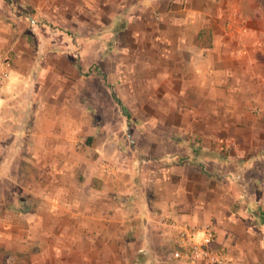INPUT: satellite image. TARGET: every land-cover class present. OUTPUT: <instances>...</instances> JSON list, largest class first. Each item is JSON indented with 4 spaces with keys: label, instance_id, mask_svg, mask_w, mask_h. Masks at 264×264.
Here are the masks:
<instances>
[{
    "label": "crops",
    "instance_id": "crops-1",
    "mask_svg": "<svg viewBox=\"0 0 264 264\" xmlns=\"http://www.w3.org/2000/svg\"><path fill=\"white\" fill-rule=\"evenodd\" d=\"M110 2L21 0L24 9L19 17L33 13L48 20L47 27L32 17L31 25L22 23L8 0H0V50L11 47L14 53L9 81L0 88V151L10 146L26 149L18 159L21 191L0 202V264H151L145 243L137 247L127 238L117 151L92 143L89 106L83 89L78 91L83 83L79 68L83 72L91 62L76 61L81 53L74 57L73 35L89 36L90 31L75 23L99 21L106 10L115 18L126 1L116 0V8H110ZM128 4L133 7L123 29L134 21H153L160 30L161 49L183 55L176 66L172 63L179 67L177 74L163 73H172L183 83L182 94L191 88L199 99L223 93L231 101H248L251 108H259L264 122V10L258 0ZM154 4L156 11L151 9ZM203 27L212 29L209 48L193 43ZM140 28L137 23L135 31L142 33ZM114 31L118 35L122 28ZM92 145L102 151L95 162L85 150ZM107 147L113 154L106 153ZM170 169L163 168L161 181L162 193L166 184L169 192L161 197V188L156 187L148 195L152 208L164 210L169 203H180L183 183L198 176L190 167L175 164ZM192 209L197 222L201 208ZM161 243L165 248L162 236ZM166 260L159 259L161 264Z\"/></svg>",
    "mask_w": 264,
    "mask_h": 264
},
{
    "label": "rangeland",
    "instance_id": "rangeland-1",
    "mask_svg": "<svg viewBox=\"0 0 264 264\" xmlns=\"http://www.w3.org/2000/svg\"><path fill=\"white\" fill-rule=\"evenodd\" d=\"M123 1L126 3L115 18L106 10L99 14V21L73 22L90 31L89 36L75 33L73 39L74 57L81 53L76 61L91 62L83 72L79 68L83 83L79 82L78 91L83 89L89 106L92 143L117 151L127 238L137 247L145 243L151 264H161L159 259L165 258L167 251L161 243L157 217L177 214L193 221L197 217L192 208L199 205L202 212L199 221H194L211 222L216 227L217 243L230 254L232 264H264V122L257 113L259 108H251L245 100L231 101L223 93L215 94V99L211 94L199 99L189 88L182 94L183 83L172 73H163L177 74L179 67L175 66L184 60L183 55L176 51L168 55L161 49L160 30L153 21H134L123 29L133 7L128 4L131 0ZM8 2L13 13L21 16V0ZM109 6L118 4L111 0ZM156 6H151L152 11ZM30 17L39 26L45 22L49 27L48 20L33 13L19 18L31 25ZM137 23L142 33L135 31ZM118 28L122 31L117 35L114 30ZM85 150L93 162L102 153L93 145ZM24 151L16 146L0 151V202L21 191L18 159ZM107 152L113 154L109 147ZM175 164L195 169L198 176L183 183L180 203H169L164 210L152 208L149 193L161 188L163 171ZM170 188L166 184L159 195H166Z\"/></svg>",
    "mask_w": 264,
    "mask_h": 264
},
{
    "label": "built area",
    "instance_id": "built-area-1",
    "mask_svg": "<svg viewBox=\"0 0 264 264\" xmlns=\"http://www.w3.org/2000/svg\"><path fill=\"white\" fill-rule=\"evenodd\" d=\"M11 47L0 50V88L10 78L13 63ZM156 223L167 251L166 264H231V258L217 245V232L211 222H193L181 215H162Z\"/></svg>",
    "mask_w": 264,
    "mask_h": 264
},
{
    "label": "trees",
    "instance_id": "trees-1",
    "mask_svg": "<svg viewBox=\"0 0 264 264\" xmlns=\"http://www.w3.org/2000/svg\"><path fill=\"white\" fill-rule=\"evenodd\" d=\"M259 5H261L262 10H264V0H258ZM193 43L201 48H209L212 46V29L210 27L201 28L193 37ZM121 108L124 111L127 118H130V113L127 111L125 105L121 104ZM21 202V201H19ZM261 218L264 222L263 213H261Z\"/></svg>",
    "mask_w": 264,
    "mask_h": 264
}]
</instances>
